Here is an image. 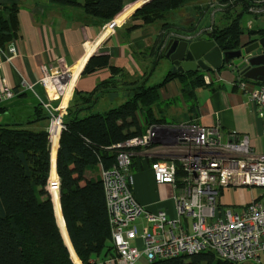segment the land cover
Segmentation results:
<instances>
[{
  "label": "trees",
  "instance_id": "trees-1",
  "mask_svg": "<svg viewBox=\"0 0 264 264\" xmlns=\"http://www.w3.org/2000/svg\"><path fill=\"white\" fill-rule=\"evenodd\" d=\"M45 1L57 6H80L85 17L97 20L100 25L112 20L125 6L124 0ZM143 1L128 6L118 17L126 16ZM199 1L150 0L133 11L131 18L140 19L144 24L164 21L150 50L156 57L155 62L162 58L160 47L170 32L192 33L203 25L202 16L216 13H220V20L225 23L211 24L204 35L209 33L222 51L237 50L244 33L242 15L249 12V8L264 6V0H213L206 6ZM189 4L198 14L194 26L175 29L169 25V13ZM17 13V0L0 2V47L17 38ZM247 33L249 38L255 34L262 36L264 29H251ZM105 67L110 69L111 77L90 92H76L63 118L65 127L60 132L56 152L58 193L49 192L47 188L50 175L47 131L31 130L18 123L0 124V264H98L97 257L102 263L106 257L114 255L100 179V167L109 169L116 161L117 149L111 146L141 135L148 126L164 121L163 116H155L154 106L160 100L159 89L172 80L181 84L180 96L191 113L190 121L197 116L195 90L206 86L204 75L199 72L174 74L171 70L157 84L132 83L131 95L121 104L104 112L80 116L91 107L102 89L114 85V75L121 72L110 65L107 55L91 56L85 64L83 74ZM39 118L40 115L35 120ZM55 147L56 140L53 154ZM145 264L241 263L220 259L210 252H199Z\"/></svg>",
  "mask_w": 264,
  "mask_h": 264
},
{
  "label": "built area",
  "instance_id": "built-area-1",
  "mask_svg": "<svg viewBox=\"0 0 264 264\" xmlns=\"http://www.w3.org/2000/svg\"><path fill=\"white\" fill-rule=\"evenodd\" d=\"M255 8L253 11L264 9ZM119 24L113 18L106 25L113 30ZM206 32L197 28L176 37L194 40ZM7 52L2 54L5 59L15 54L13 41L7 44ZM71 75V67H55L37 80L46 95L41 107L48 118L50 148L65 127ZM204 79L211 81L210 75ZM233 85L246 96L257 117L264 120V83L237 75ZM32 87L28 84L26 88ZM14 95L6 85L0 86V101ZM151 144L157 145L164 157L151 162L153 179L156 184L172 186L174 217L164 210H148L132 193L134 153ZM111 148L117 149L116 161L109 169L100 167V179L115 253L102 264H145L199 252L235 263L264 264V153L256 152L246 135L229 133L225 137L218 125L205 126L197 121L173 126L152 124L141 135ZM238 187H255L259 193L245 204L219 203L224 189ZM47 188L58 193V179H50Z\"/></svg>",
  "mask_w": 264,
  "mask_h": 264
},
{
  "label": "crops",
  "instance_id": "crops-1",
  "mask_svg": "<svg viewBox=\"0 0 264 264\" xmlns=\"http://www.w3.org/2000/svg\"><path fill=\"white\" fill-rule=\"evenodd\" d=\"M137 1L139 0H124L125 8ZM17 2L19 32L13 41L15 54L5 59L2 54L8 55L7 46L0 47V59H2L0 86L6 85L15 95L11 99L0 101V124L18 123L24 128L35 131L47 129L48 118L41 107V101L46 100V95L37 80L45 71H52L55 67L62 70L71 67L72 91L66 100L68 108L76 92H90L112 75L108 67L83 74L84 66L91 56L107 55L110 65L121 70L114 75V85L102 89L96 100L107 98L120 104L124 97L128 98L131 95L132 83L144 82L148 85L154 68L161 63L160 59L155 62L156 57L150 50L161 33L164 21L161 20V25L151 29L149 25L156 21L144 24L140 19L131 18V14L138 6L126 16L117 17L122 11L116 15L120 24L110 30L107 28V23L100 25L97 20L85 17L80 6L50 5L45 0H17ZM78 2L82 3L83 0ZM197 16L196 12L194 18L186 15L184 22L173 24L174 28H192ZM130 26L134 27L130 28ZM247 31L240 36L239 48L241 44L248 43L249 39L261 37L255 34L249 38ZM162 59L164 61L161 64L167 67L168 72L171 70V65L164 58ZM80 66L79 73H76ZM199 73L204 77L210 75L211 83L195 90L197 116L192 121L205 126L218 125L225 137L229 133L246 135L250 146L256 152L264 153V120L257 117L255 109L247 101L246 96L233 85L239 75L238 71L233 66H224L217 71ZM172 81L159 89L161 92L163 90L164 95L160 93L159 103L154 106L155 116L164 117V121L160 123L162 125L173 126L179 122L190 121L191 113L180 96L181 84L179 82L174 87H170V84H174ZM28 84H32V89L26 88ZM121 93L122 96L117 97ZM179 101L184 104V109L171 121H166L164 116L166 111ZM77 103L79 105V102ZM38 115L41 118L35 120ZM52 147L49 174L57 179L58 141L54 154ZM152 160H164L157 145L151 144L147 148L136 149L131 167L133 196L148 210L152 212L164 210L167 216L174 217L172 199L174 190L171 185L155 183L150 169ZM258 193L253 187L229 188L221 194L226 198L225 203H220L221 196L219 203L223 206L245 204L254 199Z\"/></svg>",
  "mask_w": 264,
  "mask_h": 264
},
{
  "label": "water",
  "instance_id": "water-1",
  "mask_svg": "<svg viewBox=\"0 0 264 264\" xmlns=\"http://www.w3.org/2000/svg\"><path fill=\"white\" fill-rule=\"evenodd\" d=\"M210 37L209 33L194 40L168 37L163 43L162 58L171 65V72L217 71L227 63L232 64L240 76L264 83V36L241 44V48L234 51H222Z\"/></svg>",
  "mask_w": 264,
  "mask_h": 264
},
{
  "label": "rangeland",
  "instance_id": "rangeland-1",
  "mask_svg": "<svg viewBox=\"0 0 264 264\" xmlns=\"http://www.w3.org/2000/svg\"><path fill=\"white\" fill-rule=\"evenodd\" d=\"M212 2H213V0H201L198 3H201L202 6L203 5L206 6L207 4H211ZM191 5L192 4H189L187 6H184V7L180 8V9L174 10L171 13H169V17H168V20H167L169 25L174 26L173 24H175L177 22H180V21L184 22L185 21L184 18L186 17V15H188L189 17H193L194 18V12L195 11L191 8ZM124 9H125V6H124L122 12L124 11ZM255 9H257V8H255V7L254 8L253 7L249 8L248 9L249 12L244 13L242 15V17H241V26H242L244 31H247L248 29H258V28H263L264 29V9H259V10L253 11ZM220 16H221L220 13H216V14H213V15L202 16V18H200V21L202 22L203 25H201L200 28L205 30V31H209L210 30V25L213 24V23H216V24L220 23L219 25H221L222 23L224 24L225 21L222 22L220 20V18H221ZM117 17H114V18H117ZM195 22H196V19H195ZM161 23H162V21L159 20V21L154 22L153 24H150L149 27L152 29L153 27L161 25ZM160 61H161V63H163L162 61H164V60L162 58H160ZM161 63H159V65L154 68L153 73L150 76L148 85H153V84L159 83L162 80V78L164 77V75L166 74L167 67L164 64H161ZM172 82H174V84ZM172 82H171L172 84H170L171 85L170 87H174V85L179 84L178 80L172 81ZM205 83H206V85H208V84L211 83V81H209L208 83L205 81ZM160 93H162V96L164 95L163 90H162V92L159 90V94ZM120 96H122V93H121V95H119L117 97H120ZM125 98H127V96L124 97L123 101L125 100ZM118 104H120V103L112 102V101L108 100L107 98H100V99L96 100V102L93 104L92 107H89L88 109L83 110L81 112L80 116H84V115H87V114H90V113L104 112V111L108 110L109 108L117 106ZM183 109H184V104L181 101L177 102L176 105L174 104L173 107L170 108V110H167L166 111L167 113L164 115L166 121H171V119L174 118L176 115H178V113H181V111ZM171 116H173V117H171ZM181 123H184V122H181ZM178 124H180V122L177 123V125ZM95 170L98 171V169H95ZM50 179L54 180L55 177L54 176L51 177V175H49L48 181ZM253 189L259 192V189L255 188V187H253ZM226 190H228V189H224L223 193ZM52 191H56V189H53ZM225 201H226V198L224 196H221L220 203H225ZM233 205L237 206V205H240V204H233ZM132 243H133V241H132ZM96 259L98 261V264H102L101 261H100V257H97ZM241 264H255V263L250 262V261H244Z\"/></svg>",
  "mask_w": 264,
  "mask_h": 264
},
{
  "label": "flooded vegetation",
  "instance_id": "flooded-vegetation-1",
  "mask_svg": "<svg viewBox=\"0 0 264 264\" xmlns=\"http://www.w3.org/2000/svg\"><path fill=\"white\" fill-rule=\"evenodd\" d=\"M177 34H179V33L170 32V33L167 35L166 39H167L168 37H171V36L176 37ZM262 36H264V34H263ZM262 36H261V37H262ZM203 37H205V36H202V37H200V38H203ZM160 48H161V47H160ZM160 52H161V54H162V52H163V48H162V50H160Z\"/></svg>",
  "mask_w": 264,
  "mask_h": 264
}]
</instances>
